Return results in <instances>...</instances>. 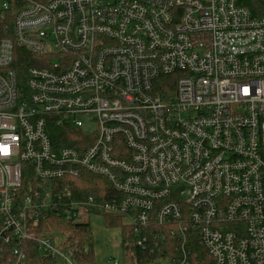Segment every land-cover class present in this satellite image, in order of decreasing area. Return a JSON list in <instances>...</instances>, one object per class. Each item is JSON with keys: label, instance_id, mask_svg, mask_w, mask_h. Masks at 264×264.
<instances>
[{"label": "built area", "instance_id": "2783aa9c", "mask_svg": "<svg viewBox=\"0 0 264 264\" xmlns=\"http://www.w3.org/2000/svg\"><path fill=\"white\" fill-rule=\"evenodd\" d=\"M11 35L0 264L30 251L75 264L53 222L101 214L161 254L150 264H193L192 240L209 264H264V14L240 0H49L18 9ZM16 47L34 65L17 70ZM84 175L106 183L98 198Z\"/></svg>", "mask_w": 264, "mask_h": 264}, {"label": "trees", "instance_id": "16d2710c", "mask_svg": "<svg viewBox=\"0 0 264 264\" xmlns=\"http://www.w3.org/2000/svg\"><path fill=\"white\" fill-rule=\"evenodd\" d=\"M7 3V9L0 8V40L11 38L12 34V21L14 17V13L24 7L28 2H37V3H45L49 0H3V2ZM241 4L247 8L253 15H262L264 14V0H240ZM1 3V4H2ZM14 61L17 70L24 71V69L28 66L34 65L31 61V56L27 54L23 49L15 48L14 50ZM65 145H70L66 143ZM85 180L81 183V188L88 192L89 184L94 185V197L98 198L96 193L97 188L98 191H103L106 188V183L99 178L94 177L91 178L88 175H84ZM96 190V191H95ZM97 191V192H98ZM86 192V193H87ZM104 224L106 227H120L123 233V241L121 244L122 254L125 264H150L153 260L160 258L157 254L149 255L147 251H143L140 248L135 247V238L132 235V230L125 224H122V217H114V216H106L103 215ZM61 221L53 222V225L58 228V230H62L63 233L67 232L70 234L68 238V246L70 249L75 247L74 250V259L75 264H94V254L92 248V238L88 225L82 224L76 227H71L68 225H60ZM193 255L192 260L193 264H209L210 260L203 250L200 243L197 240L191 241ZM164 246L161 244L160 247ZM68 248V249H69ZM169 256V260L166 264H171V258ZM28 261L26 264H57V261L52 258H47L45 256H39L36 252L30 251ZM115 263V262H114Z\"/></svg>", "mask_w": 264, "mask_h": 264}, {"label": "rangeland", "instance_id": "374dc122", "mask_svg": "<svg viewBox=\"0 0 264 264\" xmlns=\"http://www.w3.org/2000/svg\"><path fill=\"white\" fill-rule=\"evenodd\" d=\"M3 0H0V6ZM88 192H93L94 187L89 185ZM99 187L97 188L98 191ZM96 191V190H95ZM96 191V193H97ZM109 216V215H106ZM115 217V216H114ZM122 224L127 225V221L122 218ZM89 229L92 238V248L94 254V264H125L122 254L123 233L120 227H106L103 215L89 216ZM63 225L60 222L59 226ZM61 227V226H60ZM59 232H63L59 229ZM161 254H158L160 256ZM166 257H163V259Z\"/></svg>", "mask_w": 264, "mask_h": 264}]
</instances>
